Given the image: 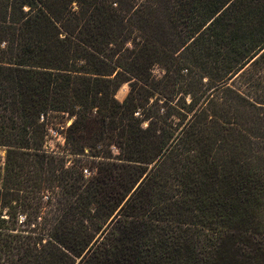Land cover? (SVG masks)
Returning <instances> with one entry per match:
<instances>
[{"label": "trees", "instance_id": "16d2710c", "mask_svg": "<svg viewBox=\"0 0 264 264\" xmlns=\"http://www.w3.org/2000/svg\"><path fill=\"white\" fill-rule=\"evenodd\" d=\"M2 150L0 264H264V0H0Z\"/></svg>", "mask_w": 264, "mask_h": 264}, {"label": "rangeland", "instance_id": "374dc122", "mask_svg": "<svg viewBox=\"0 0 264 264\" xmlns=\"http://www.w3.org/2000/svg\"><path fill=\"white\" fill-rule=\"evenodd\" d=\"M157 73V71H156ZM127 93V86H123L120 88V90L116 93V98L121 101L124 99L125 95ZM47 121L49 123V128L52 129L51 132H49L47 139L48 144L55 150L59 151L58 146H63V134H64V125L65 117L62 116H48ZM71 121H68L67 125L70 124ZM5 158V151L2 150L0 152V163ZM1 172V170H0ZM2 176V172L0 173V178Z\"/></svg>", "mask_w": 264, "mask_h": 264}, {"label": "built area", "instance_id": "2783aa9c", "mask_svg": "<svg viewBox=\"0 0 264 264\" xmlns=\"http://www.w3.org/2000/svg\"><path fill=\"white\" fill-rule=\"evenodd\" d=\"M51 132V131H50Z\"/></svg>", "mask_w": 264, "mask_h": 264}]
</instances>
